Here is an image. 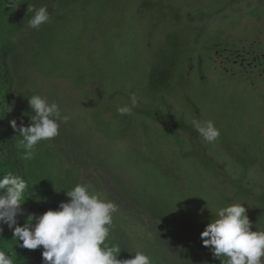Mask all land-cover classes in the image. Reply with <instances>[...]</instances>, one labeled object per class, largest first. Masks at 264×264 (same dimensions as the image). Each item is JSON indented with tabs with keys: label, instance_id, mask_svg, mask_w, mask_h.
Listing matches in <instances>:
<instances>
[{
	"label": "rangeland",
	"instance_id": "obj_1",
	"mask_svg": "<svg viewBox=\"0 0 264 264\" xmlns=\"http://www.w3.org/2000/svg\"><path fill=\"white\" fill-rule=\"evenodd\" d=\"M35 19L14 91L66 262L264 264V0H71Z\"/></svg>",
	"mask_w": 264,
	"mask_h": 264
},
{
	"label": "trees",
	"instance_id": "obj_2",
	"mask_svg": "<svg viewBox=\"0 0 264 264\" xmlns=\"http://www.w3.org/2000/svg\"><path fill=\"white\" fill-rule=\"evenodd\" d=\"M70 2L0 0V264H68L61 247L45 238L46 210L30 183L23 160L24 120L28 112L37 114L16 101L17 59L28 58L24 52L15 58L14 39L28 21L38 27L41 20L36 17L51 18L53 12ZM23 39L21 43L27 42ZM33 56L35 59L38 54ZM182 253L188 260L193 257L183 245Z\"/></svg>",
	"mask_w": 264,
	"mask_h": 264
}]
</instances>
